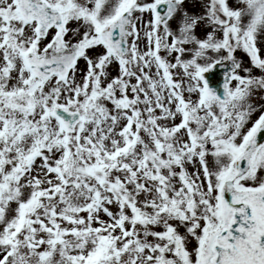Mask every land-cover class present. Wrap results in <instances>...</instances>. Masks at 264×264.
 Wrapping results in <instances>:
<instances>
[{
  "label": "snow or ice",
  "instance_id": "snow-or-ice-1",
  "mask_svg": "<svg viewBox=\"0 0 264 264\" xmlns=\"http://www.w3.org/2000/svg\"><path fill=\"white\" fill-rule=\"evenodd\" d=\"M191 2L0 0V264H264V0Z\"/></svg>",
  "mask_w": 264,
  "mask_h": 264
},
{
  "label": "flooded vegetation",
  "instance_id": "flooded-vegetation-1",
  "mask_svg": "<svg viewBox=\"0 0 264 264\" xmlns=\"http://www.w3.org/2000/svg\"><path fill=\"white\" fill-rule=\"evenodd\" d=\"M189 8L193 12H199L200 11V6L198 0H192V2L189 4ZM246 59V57H245Z\"/></svg>",
  "mask_w": 264,
  "mask_h": 264
}]
</instances>
